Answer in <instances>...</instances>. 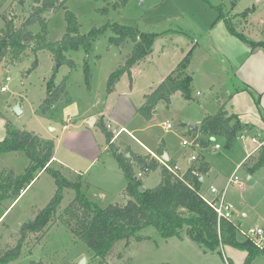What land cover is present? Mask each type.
Returning <instances> with one entry per match:
<instances>
[{
    "label": "rangeland",
    "instance_id": "rangeland-1",
    "mask_svg": "<svg viewBox=\"0 0 264 264\" xmlns=\"http://www.w3.org/2000/svg\"><path fill=\"white\" fill-rule=\"evenodd\" d=\"M57 1H66L65 7L73 13L80 26V35H85L92 29H99L105 24H117L129 28L136 27L143 33H161L153 42L149 54L150 59L145 61L146 57L142 60V65L134 69L133 84L138 94L148 93L149 86H157L161 80L174 70V73L180 70L178 63L189 53L188 65L190 66L189 68L187 66L189 71L187 68L185 71L187 70L188 76L191 77L190 99L184 100L178 92L172 96L171 103L167 104L162 101L157 105L154 117L151 122L145 125L149 126L148 128L151 129L150 132L153 136L152 141H146L149 145L156 142H165L172 157L180 158L184 148L182 147V141L191 140L190 123L197 121L201 115H204V111L210 112L215 109L217 96L227 101L229 109L232 105L236 113L240 114L242 118L244 117V120L253 122L251 118L257 117L259 119L258 111H261V109H257L255 98L246 93L235 94L233 92H231L233 95L230 99L229 96L226 97L227 90L229 92L232 90L230 78H232L233 66L239 60L238 46L243 47L242 43L236 39L229 42L228 40L224 41V38H219L220 33H222L220 27L224 26L223 23H216L211 33L213 39H210L211 37L208 35L206 37V35L186 31L183 28L185 18L183 19V16L178 18V16L183 14L187 16L196 15V17H205L211 22L217 16L212 22L213 25L220 12L216 11L215 8L220 7L224 16L229 17L230 13L233 14V18L230 16L232 27L238 30L240 34L248 35L250 31L254 34H264V27L262 26L264 24V0L261 3L257 2L259 0H206L207 2L203 0H127L124 5L118 7H114V3L119 2L118 0ZM254 7L256 10L254 13L251 12L250 20L252 24L242 29L240 27L242 23L240 15ZM33 8L34 4L31 0H0V29L4 27V18L11 19L14 26L19 28L32 13ZM235 15L241 18L235 19ZM43 16L47 22L50 41L60 40L66 28L64 10L49 11ZM180 30L183 34L177 33ZM30 31L33 34H38L40 28L35 25L30 27ZM111 36H113V33L108 30L97 37L92 42L88 56L82 50H78L76 55L74 54V60H79L80 56H84L87 61L88 58L93 56H103L102 61L97 64L98 67L95 70L94 83L96 86L100 83L102 85L105 75L111 74L117 69V65L121 61L120 57H123L117 51L108 52V40ZM182 52L185 54H182ZM36 57L38 66L33 71L29 70L35 58L29 50L25 53V59L22 62L11 63L8 57L0 62V89L2 86H6L5 92L0 90V141L5 137L6 126L34 133L41 141L53 140L55 135H59L58 132L52 129L56 128L55 120L48 122V116H44L45 112L41 108V104L46 98V83L52 74L55 60L51 62L52 56L48 51H39ZM93 60L89 59L88 61L90 69L94 65L90 63ZM67 69L68 65H60L57 69V77L62 78ZM72 75L74 76L70 75L68 90L72 96L74 95L79 99L82 109L85 106V101L76 96L77 87L75 86L76 83L80 82L76 78L80 79L83 84L85 83L83 67L81 66L75 73L72 72ZM6 77H9L10 80L6 81ZM80 83L77 85H80ZM127 83L129 81L125 79L121 84L127 86ZM210 85L213 87L212 89H210ZM121 88L122 85H119L116 92L122 91ZM196 92L199 93L197 97L195 96ZM132 102L137 104L138 100L134 97ZM16 105H21V114H16L13 111ZM143 122L141 117L139 119L136 117L132 121V125H141L144 128ZM166 123L172 126L171 130L166 131L164 129L163 125ZM98 124L106 127L108 123L99 119ZM90 125L91 122L88 123V126ZM95 127L98 137L100 140L103 139V144H106L100 126L96 125ZM112 130L118 131L119 129L113 127ZM141 135L142 133L139 131L134 134L137 139H140ZM222 140L223 143H220L222 148L219 151L214 152L212 144L204 150V153L214 166H220L222 170H227L231 164L240 159L242 150L238 146L227 148L225 140ZM128 141L138 149L140 148L133 139L129 138ZM123 151L125 153L126 149L124 148ZM107 152L110 154L109 151ZM61 153V150L58 151V156ZM101 156L104 159L106 153H102ZM226 156H228L227 159ZM110 158L112 159V157ZM27 164L28 160L22 152L3 154L0 156V174L12 171L16 175L21 174ZM56 170L59 171V169ZM92 172H95V169ZM67 174V172L61 173L63 177L71 180V176ZM236 175L240 182L245 184V188L240 191L236 186H232L233 190L231 192H235V198L241 210L238 208L235 210L231 222L238 227L237 240L243 242L248 240L245 232L264 226V218L257 220L258 222L249 220V218H242L243 213H247L250 218L255 217L253 206L264 209V169L250 180L247 178L244 167L237 171ZM92 176L93 173H89L84 178L77 177L74 179V181L80 183L81 192L88 199H97L95 200L96 203L102 207L114 202L122 203V197L115 195V190H111L112 195H101L95 190L89 189L86 182H91ZM157 178H159L158 172L152 173L145 185L147 187L154 186ZM55 190L54 179L47 172H44L32 182L24 194L10 207L0 224V253H4L17 244L20 239L19 230L21 226L34 219L36 213L43 209L53 197ZM73 193L70 189L63 191L64 198L57 211L56 220L43 233L29 234L24 241L20 258L9 264H29L30 262L77 264V261L75 262L72 258L82 252L89 253L86 255L89 261L88 264H96L91 262V253L86 246L72 234V226L69 227L63 223L65 219L63 211L72 201ZM213 197L212 195L210 198ZM9 205L10 201H4L0 204V215ZM140 236L144 238L141 242L132 239L129 242L121 241L115 244L104 264H244L247 256L246 251L229 246L220 247L214 252L206 251L204 253L187 237L184 236V239L175 237L165 240L153 227L143 229ZM248 264H264V256H257Z\"/></svg>",
    "mask_w": 264,
    "mask_h": 264
},
{
    "label": "trees",
    "instance_id": "trees-1",
    "mask_svg": "<svg viewBox=\"0 0 264 264\" xmlns=\"http://www.w3.org/2000/svg\"><path fill=\"white\" fill-rule=\"evenodd\" d=\"M34 4L32 13L16 28L11 19L4 18V27L0 29V62L8 57L11 63L22 62L25 53L29 50L34 56L29 71L38 66L37 53L48 51L52 60L60 65L72 66L73 62L65 57L66 53L82 50L89 55L92 42L108 30L113 36L109 37V46H120L127 41L133 44L130 54L122 66L115 69L108 77L106 91L109 93L123 75L131 79V69L151 53V47L158 36L155 33H143L136 28L119 26L117 24H105L99 29H92L85 35H80L79 24L70 11L65 7L66 1L57 0H31ZM114 7L124 5L127 0H118ZM207 2L206 0H203ZM64 10L66 23L65 33L56 42L48 39L47 22L43 15L49 11ZM220 11L218 19L224 21L230 35L235 36L252 50L264 49V43H253L243 35L236 32L232 24ZM253 10L248 9L240 16L246 18ZM39 26L40 32L33 34L30 27ZM189 53L181 60L178 66L181 68L176 74L168 75L155 89L144 96L143 104L136 113L144 120L149 121L156 113V107L160 102L170 103V98L175 93H180L184 100L190 99L191 77L184 73L188 66ZM57 69L53 67L52 74L46 83V98L41 108L46 113L64 94L63 83L55 85ZM83 74L85 84L88 86L90 72L87 59L83 61ZM103 132L108 151L113 156L126 180L124 195L128 198L124 205L110 204L105 207L88 199L81 192L80 183L70 182L59 171L48 168L52 159L53 143L42 142L31 132L17 130L6 126L5 137L0 141V156L7 153L22 152L28 160V164L21 174L8 172L0 174V204L4 201L15 202L37 178L38 173L47 172L56 185L53 197L46 206L36 213L34 219L23 224L19 230L20 239L17 244L0 253V264H9L17 261L22 253L25 239L29 234H41L56 220L57 211L63 201V191L70 189L74 197L63 211L64 224L72 226V234L81 241L91 253V262L104 264L114 245L118 242L144 240L140 232L148 227H153L165 240L170 238L181 239L184 235L195 243L202 251L214 252L218 248L233 247L247 252L244 264H248L257 256H264V244L261 248L255 246L250 240L239 242L237 240L238 227L230 220L218 218L213 207L207 203L201 195L202 182L200 178L209 171V165L200 158L198 162L189 167L184 173L170 172L157 159L150 155L143 158L136 156L126 149V153L112 142L113 135L107 128L99 124ZM241 126L233 116H228L224 107L220 106L214 115L206 116L200 123L198 133L205 137L218 136L225 140V145L230 148ZM192 135L195 132H192ZM199 143L204 146L201 141ZM126 154H129L128 158ZM158 157L163 158L161 151ZM170 168L176 166L166 160ZM134 164L137 171H148L144 176L156 168H160V183L153 188L143 187L142 179L136 178ZM264 167V148L251 171ZM29 264H43L30 262ZM231 264V263H229Z\"/></svg>",
    "mask_w": 264,
    "mask_h": 264
},
{
    "label": "crops",
    "instance_id": "crops-1",
    "mask_svg": "<svg viewBox=\"0 0 264 264\" xmlns=\"http://www.w3.org/2000/svg\"><path fill=\"white\" fill-rule=\"evenodd\" d=\"M257 2L261 3L263 1L259 0ZM142 4L144 5V3ZM252 10H253L252 13H254L256 10L255 7ZM252 13H250L246 18H241L235 15V19L241 18L240 21H242V23L240 24V27H242V29L252 24V22L250 21ZM181 16H183L182 17L183 19L185 18L183 22L184 24L183 28H185V30L190 33L194 32V34L198 33L200 35H206V37L208 35L209 37H211L210 39H213L211 33L214 26L216 25V23L217 24L223 23L224 26H222V28L220 27L222 33H220L219 38H224V41L228 40L229 42L234 41V39H236L240 43H242L244 48L242 46H238L239 50L237 53L239 54L238 57L239 60L233 66V69L231 68L232 78H230V81L233 84V85L231 84L232 90L230 92L227 90L226 97L229 96L230 99L233 93L235 94L246 93L256 99L255 102L257 103L256 105L257 109H261V111H258L259 119L257 117L251 118L253 122H250L249 120H244V117L242 118L240 114L236 113L232 105L229 109L227 105V101L224 99H220L217 96L215 109H213L210 112L204 111L203 113L204 115H201L197 121L191 122L189 125V128L191 125H197L199 129V125L201 121L206 116L214 115L218 111V108L222 106L224 107L228 116H233L234 119L238 121L241 126V130L237 134L230 148H235V146H238V148L242 150V156L240 157L239 160H237V162L235 161L234 164H231L227 170H222V167L220 166L219 167L214 166L211 163V161L207 159V155H205L204 153V150L208 148L209 145L213 144L212 148H214L216 144L220 146V143L221 144L223 143L222 140L223 138L218 136L205 137L200 135L198 131L195 132L194 135L191 134V138H195L198 143V149L196 150L198 161L201 158L209 165V171L206 173L205 176L201 177L202 178L201 195L203 196V198L212 197L213 194L211 193L210 189L214 188L217 192L222 194V197L227 203L232 205L234 209L232 214L233 217L235 214V210L237 208L241 210V208L238 206V201L235 198V192H231V190H233L232 186H236V188L241 191L245 188V184L240 182L239 179H238L239 182L236 185L229 183V180L234 176L237 177L236 175L237 171H239L242 167H244L247 172L248 180L252 179V177L256 176L259 172H261V170L264 169V167H261L256 171H251L252 167L257 162L261 150L264 148V49L252 50L248 45L243 43L241 40H239L235 36L230 35L223 20L217 19L215 24L212 25V22L217 16H215L212 22L205 19V17H201V16L196 17V15L187 16L183 14L178 16V18H181ZM230 16L232 18L234 17L233 14L231 13ZM230 16L229 17L227 16L225 18L229 20V22L231 23L232 19ZM262 26L264 27V24H262ZM137 30L139 29L137 28ZM182 30H180V32L177 33L183 34ZM236 32L240 34L238 30H236ZM241 35H243L245 38H247L249 41L253 43H259L260 41L262 42L264 41L263 33L254 34L250 31L248 35H244V34ZM132 47L133 44L127 41V43H124L118 47L108 45L107 50L109 53L111 51H117L120 56L123 55V57H120L121 61L117 65L119 67L124 64L126 57L130 54L132 50ZM76 53L77 51L69 52L65 54V57L73 62V65L68 66L67 72L65 73V75H63L62 78H58L57 74L55 77L56 86L59 85L60 83H63L64 94L44 114V116H48L47 118L48 122H51V120L53 119L55 120L54 123L56 128H52V129L58 132L59 134V135H55L53 140L52 139L42 140V142L51 141L53 143V154H52V159L48 165V168L53 170L59 169V172L61 173L67 172L68 173L67 175L71 176V180H69L68 178L66 179L70 182H75L74 179L77 177L84 178L87 174L93 173L92 181L86 182L89 189L95 190L98 194L101 195H112L113 193L111 192V190H115L114 194L121 196L123 201L122 203L114 202L110 204L124 205L128 200V198L124 195L126 180L123 176L122 171L119 169L118 164L116 163V161H114V158L111 155V153L109 154L107 152L108 151L107 145L103 144V139L100 140V138L97 135L95 126L99 125L98 124L99 119H102L106 123L110 124L112 128L116 127L118 129L120 128L124 129V131H122L119 134V136L120 135L122 136L121 137L117 136L115 140H113L114 145L120 149V152H124L123 150L125 148L136 156L145 158L150 155L151 157L159 161L160 158L162 157H158L157 152L161 151L163 153V160H169L173 162L176 166H178L180 172L182 173H184L189 167H191L196 162H198V161L195 162L189 161L190 153L185 148H183V152L180 158H175L172 157V155L170 154L169 147L165 142L164 143L156 142L155 144L152 145H149L146 142V141H152L153 138L150 132L151 129L148 128L149 126H145L146 124L151 122L152 119L146 121L140 115H138L136 111L143 104L144 96L149 94L153 89H155L166 77L163 80H161V82L157 86H153V85L149 86L148 93L138 94L133 84L134 82L133 72L135 68H139L142 65L143 61H140L131 69V79H129L126 74L123 75L120 78V80L114 85L112 91L108 93L106 91V83L108 79L107 76L110 75L109 73L108 75H105V77L103 78L102 85L100 83L98 84V86H96V84L94 83V80L96 78L95 70L98 67L97 64H99L102 61L103 56L90 57L88 58V61L89 59L92 60L94 59L93 61H90V63H93L94 65L91 66V69L89 67L90 79L88 86L85 85V83L83 84L81 80L78 78L76 79L81 82V83L78 82L80 83V85H77L78 83L74 81L76 83L75 87H77L75 93L76 96L81 97V99L85 101V106L81 109L80 107L81 103L80 101H78L79 99L74 97V95L72 96L70 91L68 90L70 75L73 77L74 75H72V72L75 73L81 66L83 67L84 56L82 57L80 56L79 60H74L73 59L74 54L76 55ZM183 53L184 52H182V54ZM148 59H150V55L147 56L145 61H147ZM189 66L190 65H188V68ZM174 71L169 75L172 74L174 75L177 73V72L174 73ZM188 71L186 70L184 71V73L186 75H189ZM209 78L211 80L210 76ZM125 79L129 81V83H127V86H123V84H121ZM119 85H122L121 88L122 91L119 90L116 92L117 87ZM212 88L213 87H211L210 89ZM197 93L198 92L195 93L196 97L198 96ZM172 96L170 98V103L172 101ZM134 97L138 100L137 104H134L132 102V98ZM61 99L62 101H60ZM19 106L21 107V105ZM136 117H138V119L139 117L143 119L144 128H142L141 125H135V126L132 125V121L135 120ZM90 122L91 125L88 126V123ZM137 131L142 133L140 139H137L134 136V134ZM129 138L133 139L140 148L138 149L137 147L132 145L128 141ZM254 138H256L258 141L253 142L252 139ZM199 141L203 142L205 145L202 146L199 143ZM259 142L263 143L262 146L260 147H259ZM101 146H103V148H101ZM221 148L222 147L220 146L218 150L214 149L213 151L217 152ZM60 150L62 151V153L60 154V156H58V151ZM102 153H106L104 159L101 156ZM126 156L128 158L130 157L129 154H126ZM110 157H112V159ZM227 158L228 156H226V159ZM93 169H95V172H92ZM134 170L135 171L138 170V166L136 164H134ZM156 172H158L159 178L155 180V185L152 187H147L145 183L149 179V176L152 173H156ZM42 173H44V171L38 173L37 177ZM160 180H161L160 168H156L155 170L151 171L149 174L145 175L142 178L143 187L144 189L153 188L160 183ZM25 191L22 192L21 196L24 194ZM90 200L96 202L95 200L97 199L94 200L91 198ZM15 202L10 201V205L4 209L3 213L0 215V224L3 222L2 219L6 214V212ZM241 205L243 206L244 204L242 203ZM252 209L255 212L254 218H250L249 215H247V213H243L242 218L243 219L249 218V220L251 219L254 222H258L257 220H262L264 218V209H259L254 206ZM240 224L241 223L239 222V225ZM184 236L185 235L181 234V239H184ZM87 254L89 253L87 252ZM87 254L86 252L85 253L82 252L81 254L76 255L72 259L75 262L77 261L78 263L79 260H81V258H86V264H88L89 261H88V257L86 256Z\"/></svg>",
    "mask_w": 264,
    "mask_h": 264
},
{
    "label": "built area",
    "instance_id": "built-area-1",
    "mask_svg": "<svg viewBox=\"0 0 264 264\" xmlns=\"http://www.w3.org/2000/svg\"><path fill=\"white\" fill-rule=\"evenodd\" d=\"M10 78L6 77V81H9ZM2 92L6 91V86H2L0 89ZM199 95V93H197ZM164 129L166 131L171 130L172 126L169 123H166L163 125ZM106 128L108 131H110L113 134V138H112V142L113 140H115V138L117 136H119V134L124 131V129L120 128L118 131L116 130H112V127L110 124L106 125ZM210 139V138H209ZM214 141V140H213ZM212 141V142H213ZM253 142H257L258 140L256 138L252 139ZM262 142H259V147L262 146ZM182 147H184L185 149H187L189 151V161L190 162H195L198 161V156L196 154V150L198 149V143L197 140L195 138H191L190 141L188 140H183L182 141ZM220 148V146L218 144H216L214 146L215 150H218ZM166 160H159V162L164 165L170 172L175 173L176 171L180 172V169L178 168V166H174L173 168H170L169 166H167V164L165 163ZM148 170L145 168L143 172L141 171H137L136 172V178L137 179H142L144 177V173H146ZM239 180L236 176H234L233 178H231L229 180V183L232 184H238ZM211 193L214 195L213 198H205L204 200L209 203L214 211L216 212L218 218H223L225 220H230L232 218V214H233V207L231 204L227 203L224 198L222 197V194H220L219 192H217L214 188L210 189ZM245 235L247 236V239L250 240L253 244H255V246L261 248L264 244V226L261 228H256L253 230H249L248 232H245Z\"/></svg>",
    "mask_w": 264,
    "mask_h": 264
},
{
    "label": "water",
    "instance_id": "water-1",
    "mask_svg": "<svg viewBox=\"0 0 264 264\" xmlns=\"http://www.w3.org/2000/svg\"><path fill=\"white\" fill-rule=\"evenodd\" d=\"M60 66V63L58 61H55V68L58 69ZM13 111L16 113V114H21L22 111L20 109V106L19 105H16L14 108H13ZM190 130L192 132H197L198 131V126L197 125H191L190 126ZM200 182H202V178H200ZM144 190V187L141 188V191ZM77 264H86V258H81V260H79V262Z\"/></svg>",
    "mask_w": 264,
    "mask_h": 264
}]
</instances>
